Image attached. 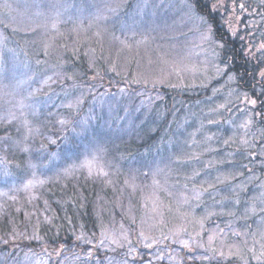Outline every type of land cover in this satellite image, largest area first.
<instances>
[{"label": "rangeland", "instance_id": "rangeland-1", "mask_svg": "<svg viewBox=\"0 0 264 264\" xmlns=\"http://www.w3.org/2000/svg\"><path fill=\"white\" fill-rule=\"evenodd\" d=\"M215 1L227 25L240 27L246 35L250 32H245L243 17L264 12V0ZM63 37L67 47L77 39L88 46L93 42L83 53L96 58L107 73L124 76L125 89L132 97L139 94L145 105L139 115L129 107L117 132L113 127L90 132L95 138L129 139V123L143 124L145 119L146 127L147 122L160 125L161 134L155 147L148 148L155 156L143 163L154 177L138 188L140 196L134 187L133 195L126 196L148 199V206L140 208L139 224L129 231L136 243L121 246L129 236L119 226L105 233L115 245L103 261L94 259L106 246L92 245L80 255L84 261L64 260L63 255V261L48 264H264V141L261 145L255 138L260 136L252 119L255 102L239 91L235 75L221 62L211 22L191 0H0L2 122L17 120L15 109L35 110L25 99L52 85L47 57L56 50L58 56L63 53ZM255 37L264 42V30ZM136 85L154 92L143 95L138 88L131 92ZM101 87L112 88L107 82ZM92 92L87 88L67 98L69 108L80 106L73 116L80 131L90 128L94 111L88 102L83 104ZM111 93L107 100L97 97V107L104 111L102 123L113 126V121L106 122L119 103ZM68 121L55 120L53 130L64 132ZM48 132L38 131L36 137L52 142ZM83 148L72 158L76 169L93 176L97 171L110 174L91 155L94 146L85 143ZM35 180L32 175L19 183L16 193L31 191ZM4 190L0 188V196L13 192ZM58 252L54 248L52 258ZM22 257L15 263L37 264Z\"/></svg>", "mask_w": 264, "mask_h": 264}, {"label": "trees", "instance_id": "trees-1", "mask_svg": "<svg viewBox=\"0 0 264 264\" xmlns=\"http://www.w3.org/2000/svg\"><path fill=\"white\" fill-rule=\"evenodd\" d=\"M191 1L197 12L211 22L214 37L220 43L221 62L235 75L237 88L239 87V91L242 89L247 96L250 95L255 102V107L251 111L252 119L255 125L257 124L256 127H259L257 134L260 135L255 138L262 145L264 42L258 41L255 35L260 34L261 29L264 30V12L251 11L250 19L247 15L243 17L245 32H250V35H246L240 27L227 25L221 8H215L217 1ZM262 7L264 8L263 5ZM32 42L34 41H29L30 44ZM62 42L60 46L64 48L63 53L58 56L59 51L56 50L55 53L48 55L52 60L47 57L50 62L46 66L51 70L52 85L44 88L37 96L30 99L29 95V98L25 99V102H29L35 109L32 111L33 114L25 112L24 109H15L13 111H18L17 120H11V123L0 120V188L3 192L4 188L13 190L0 196V262L3 264H17L15 262L21 256L28 257L37 264H48L51 260L63 261L61 260L63 255L64 260L81 262L84 259L80 255L83 256L87 246H106L105 250L103 248L101 252L95 254L94 260L98 263V260L105 258L115 245L105 234L106 231H116L119 226H123L122 230L128 232L129 236V231L132 232L136 224H139L140 208L148 206V199H126V196L133 195L130 194L133 187L135 195L140 196L138 188L149 184V179L154 177L143 163L146 164L155 156L148 153V148L155 147L156 141L160 140V125L153 126L152 122H147L146 127L145 119L144 125L129 123V133L132 136L129 139L95 138L90 132L99 128L106 131L111 127L117 132L123 124L119 120L127 116L129 107L139 115V111L145 105L141 103L139 94L132 97L125 89L124 76L107 73L103 66L99 67L96 58L83 53L84 49H91L90 47L95 45L93 42L88 46L83 40L77 39L72 41L73 45L69 47L65 46L67 38ZM29 43L27 45H30ZM54 64H60L62 68ZM42 67L43 65L40 68ZM70 82L73 84L68 85ZM104 82L112 87L111 90L101 87ZM87 88L93 90L95 94L93 92L88 94L89 98L84 99L83 105L88 102L94 112L93 115L90 113L92 115L88 123L90 128L80 131L78 124L75 123L78 118L73 117L80 106L69 108L67 98L68 95H76ZM137 88L138 93L143 95L154 92L150 87L144 91L145 86L141 88L138 85L130 90L134 93ZM111 91L119 103L116 105L115 115L106 122L108 124L113 121V126L102 123L104 111L97 107V97L99 99L102 97V100L106 97L107 100L112 94ZM128 100L132 102L129 106ZM4 101L5 98L0 100L2 114ZM21 102L24 104V100ZM20 105L22 106L21 103ZM83 114L84 111L81 117ZM81 117L80 119L83 118ZM68 119L71 121L67 122L64 132L62 129L59 132L53 130L52 123H55V120ZM38 131L40 134L50 131L53 134V141L49 143L41 141L39 136L36 137ZM252 132L253 135L256 134V130ZM85 143L90 147L94 146L91 155L98 157L101 164L108 167L110 174L106 173L103 176L97 171L98 176H93L88 170L76 169V162L72 158L84 150ZM32 175H35L36 180L31 191L16 193L15 190L20 188L19 183L30 179ZM37 177L41 180H37ZM126 182L131 183V186H127ZM160 201L163 204V200ZM133 211V215L130 216L128 212ZM133 242L136 243L134 238L129 236L120 245L132 247ZM54 248L60 252V254L58 252L60 256L55 259L51 254ZM102 261L99 264H102Z\"/></svg>", "mask_w": 264, "mask_h": 264}, {"label": "snow or ice", "instance_id": "snow-or-ice-1", "mask_svg": "<svg viewBox=\"0 0 264 264\" xmlns=\"http://www.w3.org/2000/svg\"><path fill=\"white\" fill-rule=\"evenodd\" d=\"M253 103H254V101H253Z\"/></svg>", "mask_w": 264, "mask_h": 264}]
</instances>
